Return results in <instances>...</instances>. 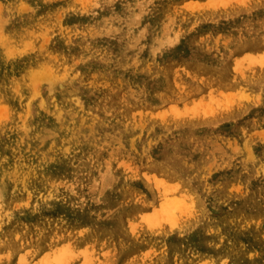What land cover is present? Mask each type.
<instances>
[{
	"label": "rangeland",
	"instance_id": "1",
	"mask_svg": "<svg viewBox=\"0 0 264 264\" xmlns=\"http://www.w3.org/2000/svg\"><path fill=\"white\" fill-rule=\"evenodd\" d=\"M2 52L0 264H264V0H0Z\"/></svg>",
	"mask_w": 264,
	"mask_h": 264
},
{
	"label": "bare ground",
	"instance_id": "2",
	"mask_svg": "<svg viewBox=\"0 0 264 264\" xmlns=\"http://www.w3.org/2000/svg\"><path fill=\"white\" fill-rule=\"evenodd\" d=\"M210 18V17H209ZM20 27V25L17 27V28H19ZM18 31V30H17ZM175 38V37H174ZM76 45V44H75ZM71 47V46H70ZM78 48V47H77ZM71 49V48H70ZM64 50V49H63ZM66 50H67V48H66ZM70 51V50H69ZM7 52H8V50H7ZM57 52V51H56ZM65 53V52H64ZM163 53V52H162ZM6 52L4 53V52H2V57H1V59H0V81L3 79V78H5L6 77V74L9 72L10 73V70H12L13 69V67H11L10 68V70H8V68H9V66L7 65V59H6ZM58 54H59V52H58ZM79 55V54H78ZM88 55V54H87ZM83 56V55H82ZM29 57V56H28ZM37 57V56H36ZM66 57H68V56H66ZM38 58V57H37ZM77 58V57H76ZM25 59V58H24ZM82 59V58H81ZM10 61V60H9ZM20 62H22V61H20ZM38 62V60L37 59H35V58H27V60H25V61H23L22 63H21V65L20 66H18V70L21 72V74H22V76H23V78L25 77V76H27V73L29 72V70H30V68L33 66V64L34 63H37ZM82 62V61H81ZM17 64V63H16ZM36 65V64H35ZM68 65V64H67ZM87 67V66H86ZM17 68V67H16ZM33 68V67H32ZM82 68V67H81ZM77 70V69H76ZM83 70V69H82ZM71 71V70H70ZM74 71V70H73ZM80 72V71H79ZM73 73V72H72ZM75 73V72H74ZM83 74V73H82ZM16 75V74H15ZM84 75V74H83ZM87 75V74H86ZM21 76V77H22ZM10 77V76H9ZM45 77V76H44ZM8 79V78H7ZM15 80V79H14ZM17 80V79H16ZM19 80V79H18ZM73 80V79H72ZM20 81V80H19ZM66 81V80H65ZM71 81V80H70ZM81 81V80H80ZM25 82V81H24ZM8 83V82H7ZM27 83V82H26ZM85 83V82H84ZM4 84V83H3ZM30 84V83H29ZM42 84V83H41ZM0 85H1V83H0ZM28 85V84H27ZM82 85V84H81ZM7 87V86H6ZM30 87V86H29ZM56 87V86H55ZM60 87H62V86H60ZM29 89V88H28ZM18 90V89H17ZM25 90V89H24ZM84 90V89H83ZM83 92V91H82ZM90 94V93H89ZM16 95V93H14V92H5V91H0V96H3L4 98H9V97H13V96H15ZM79 95V94H78ZM23 96V95H22ZM28 96V95H27ZM44 96V95H43ZM61 96V95H60ZM87 96V95H86ZM34 97V96H33ZM45 97V96H44ZM48 97V96H47ZM51 97V96H50ZM55 97V96H54ZM53 97V98H54ZM62 97V96H61ZM88 97V96H87ZM31 98V97H30ZM32 99V98H31ZM47 99V98H46ZM57 99V98H56ZM89 99V98H88ZM10 100V99H9ZM16 100V99H15ZM63 100H64V98H63ZM95 100V99H94ZM97 100V99H96ZM23 101V100H22ZM74 101V100H73ZM12 102V101H11ZM15 102V101H14ZM24 102V101H23ZM37 102V101H36ZM81 102V101H80ZM80 102H79V104H80ZM93 102V101H92ZM16 103V102H15ZM21 103V102H20ZM25 103V102H24ZM23 103V104H24ZM46 103V102H45ZM89 103V102H88ZM96 103V102H95ZM12 104V103H11ZM47 104V103H46ZM49 104V103H48ZM87 103L85 102V105H86ZM17 105V104H16ZM20 105V104H19ZM41 105V103H35V104H33V106H34V109H33V111H34V116H35V120L37 121V122H43V121H47L48 119H46V118H44V114H47L48 113V115H49V113H50V109H44L42 106H40ZM28 107V106H27ZM45 107V106H44ZM57 107V106H56ZM59 107V106H58ZM63 107V106H62ZM66 107H67V105H66ZM16 108V107H15ZM25 108V107H24ZM30 108V107H29ZM47 108V107H46ZM22 109V108H21ZM94 109V108H93ZM20 110V109H19ZM30 110V109H29ZM56 110V109H55ZM83 110V109H82ZM89 110V109H88ZM62 111V110H61ZM80 111V110H79ZM90 111V110H89ZM93 111V110H92ZM99 111V110H98ZM23 112V111H22ZM30 112V111H29ZM55 112V111H54ZM27 113H28V111H27ZM70 113H72V112H70ZM77 113V112H76ZM93 113H96V112H93ZM101 113V112H100ZM22 114V113H21ZM29 114V113H28ZM56 114V113H55ZM78 114V113H77ZM63 115V114H62ZM73 115V114H72ZM95 115V114H94ZM74 116V115H73ZM65 117H67V116H65ZM85 117V116H84ZM48 118V117H47ZM76 118V117H75ZM81 118V117H80ZM101 118H103V117H101ZM73 119V118H72ZM22 120V119H21ZM60 120V119H59ZM64 120V119H63ZM85 120V119H84ZM16 121H17V119H16ZM25 121V120H24ZM50 121H51V119H50ZM69 121V120H68ZM32 122V121H31ZM49 122V121H48ZM87 122V121H86ZM92 122V121H91ZM34 123H36V122H34ZM33 123V124H34ZM57 123V122H56ZM63 123V122H62ZM71 123H72V121H71ZM76 123H77V121H76ZM75 123V124H76ZM85 123V122H84ZM73 124V123H72ZM89 124V123H88ZM28 125V124H27ZM43 125V124H42ZM54 125H56V124H54ZM70 125V124H69ZM87 125V124H86ZM85 125V126H86ZM90 125V124H89ZM25 125H23V127H24ZM40 126V125H39ZM51 126V125H50ZM64 126V125H63ZM32 127V126H31ZM58 127V126H57ZM79 127V126H78ZM59 128V127H58ZM14 129H15V127H14ZM24 129V128H23ZM26 129V128H25ZM69 129V128H68ZM67 129V130H68ZM73 129V128H72ZM80 129V128H79ZM85 129V128H84ZM101 129V128H100ZM27 130H28V128H27ZM63 130V129H62ZM65 130V129H64ZM76 130V129H75ZM83 130V129H82ZM16 132V131H15ZM67 133V132H66ZM69 133V132H68ZM76 133V132H75ZM23 136H25V135H23ZM75 137V136H74ZM15 138V137H14ZM36 138V137H35ZM22 139H23V137H22ZM62 139V138H61ZM19 140V139H18ZM9 141H11V140H9ZM63 141H65V140H63ZM15 142V141H14ZM16 142H17V140H16ZM7 143H8V141H7ZM62 143H64V142H62ZM60 144V143H59ZM23 145V144H22ZM69 145V144H68ZM9 147H10V145H9ZM8 147V148H9ZM12 147H14V146H12ZM69 147V146H68ZM3 148V147H2ZM82 150V149H81ZM10 151V150H9ZM15 151V150H14ZM46 151H47V149H46ZM72 151V150H71ZM4 152V151H3ZM30 152V151H29ZM10 153H12L11 151H10ZM24 154H25V152H23ZM22 153V154H23ZM43 153V152H42ZM22 154H21V156H22ZM59 155V154H58ZM4 156V155H3ZM60 156H61V154H60ZM67 156V155H66ZM18 157V156H17ZM32 159V158H31ZM30 159V160H31ZM1 160V159H0ZM3 160H6V163H4V165H3V167L0 169V182L4 185V186H6V188H7V190L9 191V193H10V188H11V190L13 191V187H11V184H10V188H9V186H8V183H7V174H9V172H10V168H9V165L11 164V160L10 159H8V157H3ZM12 160H14L13 158H12ZM61 160V159H60ZM25 160H23V162H24ZM1 162V161H0ZM13 162V161H12ZM31 162V161H30ZM36 162V161H35ZM50 162V161H49ZM28 163V162H27ZM15 164V163H14ZM24 164V163H23ZM34 164V163H33ZM49 164V163H48ZM47 164V165H48ZM54 164V163H53ZM19 165V164H18ZM35 165V164H34ZM21 166V165H20ZM19 166V167H20ZM31 166V165H30ZM12 168V167H11ZM27 168H28V164H27ZM19 169V168H18ZM33 170V169H32ZM36 170V169H35ZM41 170V169H40ZM30 171V170H29ZM37 171V170H36ZM43 173V172H42ZM28 175H29V172H28ZM35 175V174H34ZM40 176V175H39ZM21 177V176H20ZM36 177V176H35ZM63 177V176H62ZM40 178V177H39ZM45 178V177H44ZM48 178H49V176H48ZM26 180V179H25ZM39 180V179H38ZM48 180V179H47ZM20 181V180H19ZM28 181V180H27ZM48 181H50V180H48ZM38 182V181H37ZM41 182V181H40ZM43 182V181H42ZM47 182V181H46ZM22 183V182H21ZM24 183V182H23ZM29 183H30V181H29ZM17 184H19V183H17ZM34 184V183H33ZM31 185V184H30ZM24 187V186H23ZM44 187V186H43ZM4 188V187H3ZM18 189V188H17ZM16 189V190H17ZM24 189V188H23ZM46 189V188H45ZM26 190V189H25ZM34 190V189H33ZM12 193V192H11ZM17 193V192H16ZM21 194V193H20ZM41 194H42V192H41ZM28 195V194H27ZM38 195V194H37ZM40 195V194H39ZM12 196V195H11ZM38 197V196H37ZM61 198V197H60ZM21 200V199H20ZM19 201V200H18ZM1 204V203H0ZM40 207V206H39ZM35 210V209H34ZM37 211V210H36ZM80 211V210H79ZM50 216V215H49ZM48 216V217H49ZM56 216V215H55ZM77 216V215H76ZM240 216V215H239ZM35 217V216H34ZM42 217V216H41ZM225 217V216H224ZM55 218V217H54ZM208 218V217H207ZM52 219V218H51ZM74 219V215L72 214V213H70L69 212V215H68V217H67V220L66 221H68L69 222V224H66V225H63V226H65V228H68V226L71 228V221ZM84 219V218H83ZM46 221V220H45ZM58 221V220H57ZM63 221V220H62ZM215 221V220H214ZM40 222V221H39ZM43 222V221H42ZM48 222V221H47ZM56 222V221H55ZM65 222V221H64ZM237 222V221H236ZM243 222V221H242ZM38 223V222H37ZM62 224V223H61ZM56 225V224H55ZM223 225V224H222ZM242 225H244V223L242 224ZM42 226V225H41ZM49 226V225H48ZM57 226V225H56ZM36 227H37V225H36ZM79 227V225L76 227V228H78ZM43 228V227H42ZM63 228V227H62ZM73 228V227H72ZM48 229V228H47ZM79 229H81L82 231H83V223L80 225V227H79ZM235 229V228H234ZM38 230H39V228H38ZM112 236V235H111ZM117 238H118V236H117ZM119 239V238H118ZM150 239V238H149ZM154 239V238H153ZM155 242V241H154ZM149 243V242H148ZM147 243V244H148ZM163 243V242H162ZM153 244V243H152ZM211 244V243H210ZM149 245V244H148ZM159 245V244H158ZM240 245V243L238 244V246ZM170 247H172L171 245H170ZM170 247H167L168 248V252H167V257H169L168 258V260L169 261H167L168 263H170V264H177V261H179V262H181V261H183L184 259H186V258H188V257H191V256H194V257H192L191 259H195V257L196 258H198V253L196 254L195 252H193V250H189L188 251V253H187V255L186 254H181V250L177 253V250H175V249H173V248H170ZM217 247V246H216ZM254 251V250H253ZM193 252V253H192ZM200 255V257H202L203 258V256H205V254H202V253H200L199 254ZM209 256V255H208ZM178 257L179 258H182L181 260H178ZM183 257H185V258H183ZM207 257V256H206ZM175 258H177V260L175 259ZM158 259H159V257H158ZM248 259V258H247ZM157 260V259H156ZM155 260V261H156ZM175 260H176V263H175ZM188 260V259H187ZM199 260H200V258H199ZM209 260V259H208ZM154 261V262H155ZM159 261H161V260H159ZM184 262V261H183ZM213 262V261H212ZM219 262V261H218ZM218 264V263H217Z\"/></svg>",
	"mask_w": 264,
	"mask_h": 264
}]
</instances>
